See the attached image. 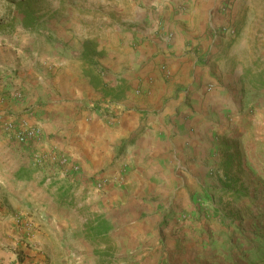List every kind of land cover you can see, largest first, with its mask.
<instances>
[{"label": "crops", "instance_id": "0c3cea01", "mask_svg": "<svg viewBox=\"0 0 264 264\" xmlns=\"http://www.w3.org/2000/svg\"><path fill=\"white\" fill-rule=\"evenodd\" d=\"M118 1L111 11L121 24L111 23L113 28L106 26L104 32H98L92 17H77L84 26L62 31L43 19L36 29L26 30L33 42L28 50L24 47L30 43L24 41L26 53L42 38L43 56L32 62L41 63V71L20 77L10 89L20 96L3 103L1 111L40 126L43 137L20 146L1 131L0 264H107L112 247L125 242L144 246L168 209L163 201L180 188H192L194 175L188 169L193 165L187 167L186 158L198 148L185 111L173 131L165 122L173 106L183 109V96L174 95L183 84L179 74L195 56L186 53V41L198 30L203 34L220 27L223 16L207 17L210 0ZM185 3L190 10L178 12ZM253 3L264 18V0H247L245 25L230 32L242 42L228 50L230 37L216 44L236 64L250 51V39L264 41V21L260 25L253 15ZM123 24L131 32H124ZM163 30L166 38L160 36ZM90 52L92 59L86 58ZM162 66L173 71L172 81L164 79ZM88 73L98 75L100 84ZM170 99L165 111L152 113ZM122 150L124 158L116 160ZM52 153L67 155L69 165L61 169L50 159L39 162L38 157ZM106 169V184L98 189L94 176ZM174 170H179L176 175Z\"/></svg>", "mask_w": 264, "mask_h": 264}, {"label": "rangeland", "instance_id": "374dc122", "mask_svg": "<svg viewBox=\"0 0 264 264\" xmlns=\"http://www.w3.org/2000/svg\"><path fill=\"white\" fill-rule=\"evenodd\" d=\"M209 2L207 17L222 15L224 23L203 34L198 30L186 41V53L195 56H190L191 64L179 74L183 84L174 95L183 96V109L173 106L165 122L173 131L180 112L185 111L184 121L198 148L186 158L187 167L189 162L193 165L188 169L194 175L192 188L183 192L180 188L163 201L168 209L144 246L133 248L125 242L123 247H112L107 264H264V41L250 39V51L241 54L238 66L225 53L236 41L242 42L238 34L230 32L232 28L238 31L239 24L245 25L250 6L247 0ZM22 3L36 12L39 21L52 20L56 31L84 26L77 17H92L98 32H104L106 26L112 29L111 23L121 24V17L115 19L111 11L118 7V0H0V115H5L1 111L3 103L20 96L19 91L10 90L12 85L20 77L27 79L33 69L41 71V63L32 65L35 57L43 56L39 55L44 52L41 36L35 40L33 51H23L24 41L30 43L24 47L28 50L33 42L27 38L30 31L21 25ZM188 5L177 6L178 12L189 11ZM253 10L263 24L261 8L254 6ZM122 26L124 32H131L125 24ZM164 31L160 36L166 38ZM228 37L227 48L222 49L225 52L217 50L216 44ZM136 47L134 44L131 49L136 51ZM202 51L205 54L197 56ZM160 72L166 81L175 78L165 66ZM111 95L118 98L120 93L112 89ZM171 103V99L164 101L152 113H162ZM1 131L8 135L0 124V146ZM123 158L122 150L116 160ZM107 170L94 176L103 186Z\"/></svg>", "mask_w": 264, "mask_h": 264}, {"label": "built area", "instance_id": "2783aa9c", "mask_svg": "<svg viewBox=\"0 0 264 264\" xmlns=\"http://www.w3.org/2000/svg\"><path fill=\"white\" fill-rule=\"evenodd\" d=\"M0 124H2L8 135L14 138L17 143L24 146L36 143L43 137L42 128L37 125H31L27 121H17L10 116L0 115ZM46 159H50L61 169L70 163L69 157L64 154L52 153L49 157H38L39 162ZM77 170L78 168L74 167V171ZM100 180L98 179L97 186L102 187L103 185Z\"/></svg>", "mask_w": 264, "mask_h": 264}, {"label": "trees", "instance_id": "16d2710c", "mask_svg": "<svg viewBox=\"0 0 264 264\" xmlns=\"http://www.w3.org/2000/svg\"><path fill=\"white\" fill-rule=\"evenodd\" d=\"M20 15L22 16L21 19V25L25 30H34L39 25V19L36 16V12L30 8V6H26L25 3L20 4ZM94 55V52H90L86 55V58L92 59V56ZM89 74V73H88ZM92 76V80L94 81V84L99 85L100 79L98 75H92V73L89 74Z\"/></svg>", "mask_w": 264, "mask_h": 264}]
</instances>
